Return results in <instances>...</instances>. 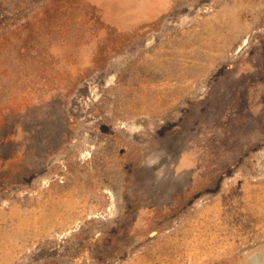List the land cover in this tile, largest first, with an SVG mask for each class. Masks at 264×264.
Returning <instances> with one entry per match:
<instances>
[{
    "label": "rangeland",
    "instance_id": "rangeland-1",
    "mask_svg": "<svg viewBox=\"0 0 264 264\" xmlns=\"http://www.w3.org/2000/svg\"><path fill=\"white\" fill-rule=\"evenodd\" d=\"M0 264H264V0H0Z\"/></svg>",
    "mask_w": 264,
    "mask_h": 264
}]
</instances>
